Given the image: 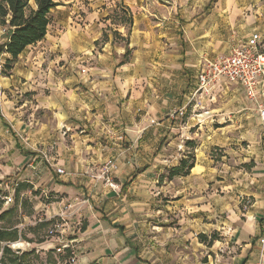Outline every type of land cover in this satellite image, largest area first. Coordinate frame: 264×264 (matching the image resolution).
<instances>
[{
	"label": "crops",
	"instance_id": "obj_1",
	"mask_svg": "<svg viewBox=\"0 0 264 264\" xmlns=\"http://www.w3.org/2000/svg\"><path fill=\"white\" fill-rule=\"evenodd\" d=\"M55 2L45 38L0 76V180L34 186V214L79 206L73 264H264V122L225 113L237 87L195 95L203 60L264 36V0H220L184 26L168 0ZM181 160L193 165L174 175ZM43 253L69 264V250Z\"/></svg>",
	"mask_w": 264,
	"mask_h": 264
},
{
	"label": "built area",
	"instance_id": "obj_2",
	"mask_svg": "<svg viewBox=\"0 0 264 264\" xmlns=\"http://www.w3.org/2000/svg\"><path fill=\"white\" fill-rule=\"evenodd\" d=\"M2 70L3 68L0 66V76ZM81 74L84 75L85 71L82 70ZM196 81L197 89L195 95L197 94V97L208 96L218 84L227 88H240L246 98L257 108L258 116L264 122V36L258 32H253L243 43L234 45L228 55L217 57L213 60H203L200 64ZM184 114V110H181L173 117H183ZM44 159L48 166L54 169V173L57 176L64 177L69 175L63 168L56 166L52 159H47L46 157ZM104 167V174L102 176H93L94 180H99L109 171L115 169V164L110 159L106 161ZM27 168L29 169L31 166L27 165ZM23 182L24 180L16 176L0 180V206L4 208L3 210L15 209L19 211L24 200L31 204L32 207L40 201L34 194L37 192L34 186L19 192ZM109 186L112 187V185ZM40 193L41 198L45 197L49 200L47 192L40 191ZM35 213L32 218L33 221L25 217L23 218V223L15 226L14 229L20 233L25 227L49 223L51 226L50 234H57L55 239L58 246L46 248V250H40L39 248L36 249V253L51 250L55 254L60 255L63 251L69 250L71 252L69 264H73L75 262V254L72 252L73 241L68 240L67 236L72 235L75 231V226L79 225L81 219L79 206L74 202L60 200L57 211H50L43 215L39 212ZM260 243L264 244L263 238ZM6 245L14 249L18 254L28 251L31 247V244L22 240L20 236L14 243Z\"/></svg>",
	"mask_w": 264,
	"mask_h": 264
},
{
	"label": "rangeland",
	"instance_id": "obj_3",
	"mask_svg": "<svg viewBox=\"0 0 264 264\" xmlns=\"http://www.w3.org/2000/svg\"><path fill=\"white\" fill-rule=\"evenodd\" d=\"M152 1V0H151ZM220 0H212L208 3H206L205 0H168V3H171L172 6L170 5H166V7H172L173 9L176 8V13L182 18L180 20V22H182V25H185V21H191L194 17H197L198 14H202V11H206L207 9L211 10V12H215L218 11L216 10V8H218V3ZM121 8H124L123 6ZM218 13H215V23L220 26L218 24L219 19L221 17L216 16ZM218 17V18H217ZM117 18V17H116ZM114 22H118V23H124V21H117L116 19H112ZM227 27V23H223L222 28H226ZM223 34V33H222ZM5 28H3L0 24V43H4L5 42ZM5 56L6 54H2L0 56V66H2V68L6 65L7 61L5 60ZM215 58V57H214ZM12 63V62H10ZM8 72V71H6ZM8 73H6V75L1 74V77L3 76H7ZM230 105H229V111L225 112L226 114L229 113V118H238V117H243L245 118L247 116V114H254L255 118L257 117V108L254 106V104L248 100L244 94V92L240 89V88H235V92L230 93ZM245 113V114H244ZM247 113V114H246ZM217 114V113H215ZM186 115V114H185ZM184 115V116H185ZM184 116L182 118H184ZM239 130V129H237ZM247 144L244 143L242 144L243 147H245ZM222 153H214L213 157H214V162H216L217 164H219L221 162L220 157H222ZM189 158L187 159V161H191V156H188ZM229 162H232L231 159L229 157H227L226 159ZM245 170L248 171V169H250L251 167H253L252 165H245ZM241 165L236 164L233 166V169L238 171L241 170ZM245 172V171H244ZM242 171V174L237 175L238 177L242 176L243 174H245ZM36 196H38L39 193H34ZM24 200V199H23ZM169 201L168 198H166L165 200H162V204L167 205V202ZM49 201L46 200H42V203L45 205H48ZM51 202V201H50ZM4 208H2L0 206V214H2L5 210H3ZM15 214L10 218L9 220L5 221H1L0 222V227H13L11 228L14 229L15 226H18L20 224L23 223V218L28 217L29 219L32 220V218L34 217V213L32 210V206L31 204H29L26 200L23 201V205L21 206V210H16L14 211ZM162 214V213H161ZM33 221V220H32ZM172 226V224H171ZM16 230V229H15ZM50 230H51V226L49 223H42V224H38L36 226H29V227H25L23 230L20 231V233L17 231V238H19V236L21 237L22 240L24 241H28L31 245L30 249L28 251H25L24 253H29L28 256V263L27 264H51L52 262H55V259L53 256H46L44 255L43 252H39L36 253V249L39 248V246H41L40 244L45 243V242H49L52 239H55L57 234H50ZM197 240L194 241V243L197 241L199 243H202L205 247H210L213 244L214 239L215 240H220V238H217L216 235H211L210 238H207L203 235H198ZM18 240V239H17ZM56 242V239H55ZM14 242H9L6 244H11ZM191 240L184 242L182 244L181 249L184 252L190 251L189 247L191 244ZM193 243V244H194ZM6 244H3V246H6L7 248H9L11 250V252L14 255L17 256H21L22 254H18L15 252L14 249L10 248L9 246H7ZM188 247V248H185ZM169 248V247H167ZM32 252H31V251ZM206 258V257H205ZM185 263H189L188 260L185 261Z\"/></svg>",
	"mask_w": 264,
	"mask_h": 264
},
{
	"label": "trees",
	"instance_id": "obj_4",
	"mask_svg": "<svg viewBox=\"0 0 264 264\" xmlns=\"http://www.w3.org/2000/svg\"><path fill=\"white\" fill-rule=\"evenodd\" d=\"M59 4L55 0H0V24L5 28L4 54L11 60L3 67L2 74L10 69V62L28 47L45 38L51 23L52 12ZM130 23V21H129ZM193 163L180 161L179 167L173 171L174 175H186ZM26 189V186H22ZM15 209L5 210L0 214V222L9 220L15 214ZM13 228V227H11ZM10 227H0V264H27L29 253L21 256L14 255L3 244L15 242L18 238L17 230ZM32 252V251H31Z\"/></svg>",
	"mask_w": 264,
	"mask_h": 264
},
{
	"label": "water",
	"instance_id": "obj_5",
	"mask_svg": "<svg viewBox=\"0 0 264 264\" xmlns=\"http://www.w3.org/2000/svg\"><path fill=\"white\" fill-rule=\"evenodd\" d=\"M5 49H6L5 42L0 43V56L4 53Z\"/></svg>",
	"mask_w": 264,
	"mask_h": 264
}]
</instances>
